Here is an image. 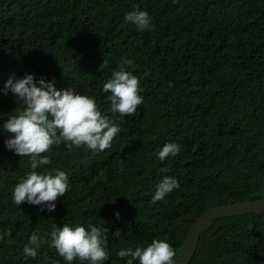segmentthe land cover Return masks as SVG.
Returning <instances> with one entry per match:
<instances>
[{"label":"trees","instance_id":"16d2710c","mask_svg":"<svg viewBox=\"0 0 264 264\" xmlns=\"http://www.w3.org/2000/svg\"><path fill=\"white\" fill-rule=\"evenodd\" d=\"M136 9L149 12L154 30L125 21ZM121 59L144 76V103L131 117L114 116L103 92ZM25 73L94 96L122 129L102 152L53 146L52 162L37 170H63L70 181L53 211L12 198L31 161L4 144L2 125L23 103L2 90ZM169 142L181 151L160 161ZM165 175L180 187L152 204ZM262 197L264 0H0V264H66L51 246L53 228L64 224L104 226V264H126L121 248L155 239L168 240L177 258L208 209ZM33 232L34 258L23 251ZM191 264H264V212L215 220Z\"/></svg>","mask_w":264,"mask_h":264},{"label":"clouds","instance_id":"9594fccd","mask_svg":"<svg viewBox=\"0 0 264 264\" xmlns=\"http://www.w3.org/2000/svg\"><path fill=\"white\" fill-rule=\"evenodd\" d=\"M125 21L134 24L139 31L154 30L155 27L146 10L129 11ZM108 64L109 61L105 58L101 68ZM127 68L134 69L135 62L132 59H121L103 85V92L110 93L107 98L114 116H135L138 108L144 103V97L141 95V81L144 76H138L133 70H126ZM2 91L5 95L10 91L17 103H23V107L2 125L3 132L9 134L4 144L15 154L30 157L31 161V171L14 187L13 201L19 206L27 202L42 206L41 210L46 208L53 211L56 201L70 190L69 175L66 171L37 170L52 162L47 154L52 151L53 146L63 144L69 150L86 146L93 152H102L112 147L114 139L122 129L116 120L102 113L94 96L82 94L75 88L59 90L54 81H47L44 77L37 80L33 73H25L23 77L12 74ZM180 151L179 144L166 143L159 151L158 159L164 161L170 156L175 157ZM160 171L166 173L168 169L165 167ZM179 187L176 178L165 175L156 185L151 203L163 200L167 194ZM116 216L119 217L118 212ZM107 233L108 230L104 226L73 227L64 224L58 229L53 228L51 246L66 264H73L74 261L79 264H104L110 256ZM5 235L11 236V233ZM115 235L120 236L119 230ZM0 239H3V236H0ZM8 243L14 241L9 240ZM39 247L40 236L33 232L23 251L26 256L34 258ZM116 254L121 259H126V264H178L176 249L166 239H155L147 246L135 249L121 248ZM56 264H59V261Z\"/></svg>","mask_w":264,"mask_h":264},{"label":"water","instance_id":"95a60500","mask_svg":"<svg viewBox=\"0 0 264 264\" xmlns=\"http://www.w3.org/2000/svg\"><path fill=\"white\" fill-rule=\"evenodd\" d=\"M264 212V197L211 207L199 216L190 229L178 255V264H191L199 239L218 218Z\"/></svg>","mask_w":264,"mask_h":264}]
</instances>
